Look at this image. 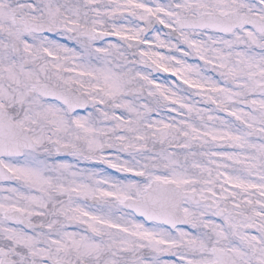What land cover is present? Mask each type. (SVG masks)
Masks as SVG:
<instances>
[{"label":"snow or ice","instance_id":"6c2138e0","mask_svg":"<svg viewBox=\"0 0 264 264\" xmlns=\"http://www.w3.org/2000/svg\"><path fill=\"white\" fill-rule=\"evenodd\" d=\"M0 264H264V0H0Z\"/></svg>","mask_w":264,"mask_h":264}]
</instances>
